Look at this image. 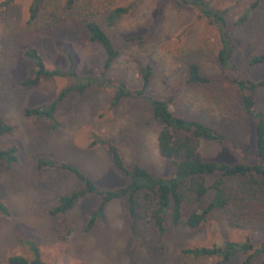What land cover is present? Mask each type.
Listing matches in <instances>:
<instances>
[{"label": "rangeland", "instance_id": "obj_1", "mask_svg": "<svg viewBox=\"0 0 264 264\" xmlns=\"http://www.w3.org/2000/svg\"><path fill=\"white\" fill-rule=\"evenodd\" d=\"M208 1L225 12L236 74L251 82L263 80L264 63L251 67L247 63L264 53V0ZM0 3L5 4L0 7V118L12 128L0 137V149L15 146L17 158L9 167L0 164V201L9 212L7 217L0 215V264H7L12 256L30 259L27 243L36 246L44 264H211L210 258H190L181 250L245 239L258 245V235L229 227L217 210L195 229L173 227L167 217L160 237L146 220L132 224L124 198L107 202L103 219L88 231V217L101 200L94 194L79 198L64 214L51 215L60 197L82 185L67 170L38 168L40 159L74 167L100 191L121 188L127 179L112 166L103 146L91 145L95 140L112 143L126 170L137 163L153 177L165 178L170 164L156 152L157 127L144 104L123 99L110 109L112 89L67 95L54 114L55 128L49 121L22 114L23 107L46 105L74 83L65 77L43 78L34 87H21L19 82L31 68L23 52L33 49L47 68L64 69L65 49L72 55L77 76L97 75L104 54L88 41L82 27L92 21L118 52L105 73L107 78L134 90L139 86L138 71L149 65V96L169 100L173 114L196 120L227 138V147L200 142L198 153L203 160L259 164L252 123L241 111L236 89L215 62L216 32L197 19L194 9L178 0H75L70 9L64 7V0H42L30 19L34 0ZM117 7L126 10L109 22V14ZM243 16L242 22L233 25ZM189 64H195L210 82L188 83ZM252 100L264 118V87L255 89ZM214 178L206 176L205 183ZM210 197L208 192L205 200ZM238 262L234 258L227 264Z\"/></svg>", "mask_w": 264, "mask_h": 264}, {"label": "trees", "instance_id": "obj_2", "mask_svg": "<svg viewBox=\"0 0 264 264\" xmlns=\"http://www.w3.org/2000/svg\"><path fill=\"white\" fill-rule=\"evenodd\" d=\"M42 0H34L29 8L30 19ZM75 0H64V7L70 9ZM186 7L196 11L197 19L213 27L218 48L215 62L228 80L236 89L242 113L252 123L254 129L255 154L259 164H233L208 162L198 153L200 142H211L219 146H229L227 138L216 130L204 124L173 114L169 110V100L151 97L147 94L150 83L151 69L145 64L138 71L139 86L137 89H128L121 82H114L106 77V71L117 57L118 52L113 48L111 41L101 29L92 21L85 22L82 27L87 34L88 41L96 43L103 51L104 59L97 75L79 77L73 70L74 61L69 51L63 49L66 67L64 69L47 68L37 52L26 49L23 56L30 61L31 68L27 75L19 82L23 88L34 87L43 78L65 77L74 80L70 86L62 88L55 98L43 106L23 107L24 117L43 119L51 123V128L56 127L54 114L58 104L71 94L82 93L87 89L104 88L112 89L109 108H115L119 102L136 100L147 108L150 119L157 127L156 152L160 158L170 164V173L165 178L153 177L142 166L132 164L126 170L119 159L117 149L107 140H95L91 145L103 146L110 158L112 166L122 173L126 184L114 191H100L74 167L53 160L37 161L38 168L63 169L78 179L82 185L78 190L62 196L57 204L49 211L51 215L64 214L74 203L86 194H94L101 198L97 207L88 217L85 231L91 229L96 220L103 219L105 204L116 198H124L126 213L132 224L146 220L151 223L158 237L165 230L166 218L173 227L195 229L211 211H221L229 227L246 230L260 237L258 245H253L249 240L242 242L224 241L219 246L193 247L182 249L181 253L190 258H210L211 264H227L234 258H239L238 264H264V118L260 111L254 108L252 97L256 88L264 87V79L251 82L240 78L232 63L233 42L230 28L225 20V12L216 9L208 0H178ZM0 3V7L4 6ZM255 4H252V7ZM126 9L117 7L111 11L108 21L111 22ZM240 18L233 25L242 22ZM264 63V53L251 57L247 67ZM187 82L194 85H205L210 79L200 75L195 64H189L186 69ZM12 128L0 118V137L11 133ZM17 162L15 146L0 149V164L6 167ZM206 176L215 177L207 185ZM211 193L208 201L207 193ZM185 209L187 211L185 212ZM0 215L7 217V207L0 201ZM31 253L30 259L20 256L7 258V264H44L39 258V252L33 243H27Z\"/></svg>", "mask_w": 264, "mask_h": 264}]
</instances>
